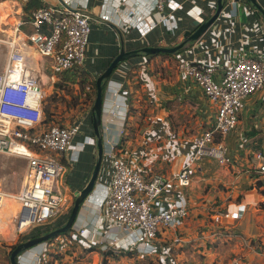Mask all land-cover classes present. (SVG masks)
<instances>
[{
    "label": "crops",
    "instance_id": "0c3cea01",
    "mask_svg": "<svg viewBox=\"0 0 264 264\" xmlns=\"http://www.w3.org/2000/svg\"><path fill=\"white\" fill-rule=\"evenodd\" d=\"M28 1L0 0V4L3 8L7 7V10L8 6L10 8L18 6V14L11 16L10 19H29L37 8L26 10ZM40 1L42 5L81 8L89 15L91 33L83 67L91 79L96 80L122 49L130 53L146 47H174L189 38L185 36L187 31L193 33L203 22L210 19L218 7V0H172L173 6L166 11L172 12L171 21L158 23L154 29L144 34L139 26L122 25L120 15L114 12L116 0H73L68 5L63 0ZM144 1L151 0H143V3ZM253 2L227 0L217 19L197 39L187 43L177 58L141 53L127 57L118 66L112 77L105 82L101 121L105 153L98 177L100 182L109 183L112 177L111 163L105 154L116 141H119L117 156L144 173L176 174L191 161L193 157L191 139L205 127L214 109L196 81L185 78L178 72V64L183 59H190L209 63L217 66L219 70H224L243 57L259 58L264 61V0ZM143 3L138 5L129 0L127 6H123L122 13H128L135 4L143 14L145 8ZM5 10L6 15L8 11ZM103 15H109V20L103 19ZM25 29L30 31L31 27L26 25ZM174 62L177 70L174 68ZM135 65L139 67L138 74L144 82L139 90L137 104L145 107L147 111L143 118L144 123L139 127L140 135L137 136V141L122 142L120 129H124L129 119L134 121V117H130L128 112L131 84L126 77ZM143 94L153 101L152 106L148 107V99H143ZM259 94L262 95L250 109L246 107L247 101H244V111H241L239 125L225 139L233 164L222 166L210 157L193 162L195 173L192 184L185 189H176L177 194L185 195L190 207L189 215L179 226L161 233L157 251H160L163 245V248L170 247L169 253L175 249L180 261L187 260L189 263L204 261L205 264L218 261L220 264H226L227 256L224 261L222 254L226 250H234L241 243L234 245L233 248L222 244L209 248L208 245L209 240L225 228H221L220 223L230 229L229 223H232L230 218L224 217L220 223L215 220L217 215L227 211H238L243 214L236 226H241L239 229L248 235L246 229L253 217L251 214L261 210L258 204L264 200L262 192L264 185L259 186V161L255 156L258 151L264 154V88L259 90ZM83 117L85 120L82 130L74 140L78 146L74 148L73 159H69L71 153L64 157L68 169L67 187L75 196L89 181L96 163L97 145L92 132L93 107ZM191 129H196L197 132L191 134ZM82 143L85 144L84 150L78 154ZM101 190L98 188L95 192L99 198ZM94 198H90L91 203ZM90 202L88 208L82 210L78 222L68 237L66 236V240L67 238L77 240L86 247L108 245L107 242L102 245L88 242L78 232L80 227L87 225L94 231L96 240H107L105 234L108 231L112 232L106 208L103 207L102 213L98 215L95 212L96 207ZM67 220V216H61L49 226H62ZM215 223L217 229H213L211 237L203 241L200 231L213 227ZM171 231L173 232L170 233ZM112 233H118L119 237L123 238L125 232ZM42 248L43 245H39L31 248L32 252L28 255L23 253L21 263L36 264L35 254ZM243 249L260 256L259 251L249 245ZM154 254L155 252L151 253V256ZM86 255H91L95 261L84 263H104L105 258L100 250H93ZM160 258L163 264H175L168 254L160 255ZM74 259L71 261L76 264Z\"/></svg>",
    "mask_w": 264,
    "mask_h": 264
},
{
    "label": "built area",
    "instance_id": "2783aa9c",
    "mask_svg": "<svg viewBox=\"0 0 264 264\" xmlns=\"http://www.w3.org/2000/svg\"><path fill=\"white\" fill-rule=\"evenodd\" d=\"M63 1L66 5L73 2ZM128 1L116 0L114 6L122 25L139 26L146 34L158 23L171 21L172 12L166 11L173 6L172 0L144 3L133 0L138 5L145 4L144 13H140L134 4L123 14V6L126 7ZM14 7L8 6V10L4 7L8 11L6 17L12 15L10 9L18 14ZM102 18L109 20V15ZM26 25L31 27L30 31L25 29ZM6 30L10 32L3 40L7 59L0 70V153L23 157L28 163L25 180L18 192L0 188V245L17 235L24 238L40 229H55L59 226L48 224H53L61 215L69 217L73 201L68 187L60 181L66 170L61 159L68 153H71L69 159H73L74 148L78 146L74 140L80 135L85 117L64 126L44 124L43 101L47 95L34 74L31 52L33 50L46 59L52 71L47 76L55 81L58 74L84 65L91 26L89 15L81 8L44 5L35 9L29 19H15ZM178 72L196 81L214 109L210 125L191 139V161L176 174L144 173L117 156L119 141L114 142L105 154L112 167L110 182L103 183L98 178L81 212L88 208L90 198L95 197L90 202L96 207L95 212L100 215L105 207L112 224L110 230L125 233L122 238L118 233L108 231L105 234L107 240H96L94 231L85 225L78 232L86 241L100 245L107 242L114 249L136 248L142 255H151L159 249V234L179 226L189 215L187 199L185 195L177 194L176 189H185L192 184L193 162L210 157L222 166L233 164L225 139L238 127L245 99L264 88V61L243 57L227 69L219 70L209 63L183 59L178 64ZM124 132L125 129H120V135ZM84 146L82 143L78 154ZM255 156L259 161V180L264 185V154L258 151ZM98 188L102 189L100 198L95 195ZM239 216L238 211H227L217 215L215 220L220 222L224 217ZM10 225H13V231L7 233L5 230ZM28 229L30 231L26 233ZM41 245L42 250L35 254L36 264H50L48 252L53 245L47 242Z\"/></svg>",
    "mask_w": 264,
    "mask_h": 264
},
{
    "label": "rangeland",
    "instance_id": "374dc122",
    "mask_svg": "<svg viewBox=\"0 0 264 264\" xmlns=\"http://www.w3.org/2000/svg\"><path fill=\"white\" fill-rule=\"evenodd\" d=\"M14 8H18V6H15ZM13 11L14 9H10L9 13L12 12V15H10L9 17H6L4 13V8L0 4V70L5 65L6 59H7V47L3 40L6 39L8 33L10 32V31H7L6 28H9L10 25H12V23L15 20V18L10 19L11 16H16V14H14ZM31 53L34 57L33 59H34V64H35L33 66L34 74L37 76V79L43 85L46 91L47 101H52V100L57 101L55 103L56 108H54L53 106V110L55 111V114L53 115L55 116L54 117L55 123L68 124L84 116V114H86V112H88L92 108V104H93L92 98L93 97L90 99H87V95L85 94L86 89L84 88L82 89L79 85L64 86L61 80L62 76L60 80L56 79L55 81L48 78L47 73L48 74L50 72L52 73V71L46 59L42 58L40 55H38L33 50ZM175 65L176 63L174 62V68H176ZM171 67H173V65ZM261 95L262 94H259V91H257L251 94L250 96H248V98H246L247 100H245L247 101L246 107L248 106L250 109L251 105H253L255 101L258 99V97ZM95 99H96V96H95ZM200 130H202V128ZM92 132L94 133V129H92ZM194 132H197L196 129L190 130L191 134H193ZM139 135L140 134H138L137 136ZM135 138L136 139H133L132 141L134 142L135 140L137 141V137ZM27 163H28L27 159L23 157L0 153V188L3 190L9 191V192H18L21 189L23 182L25 180V177H26ZM67 173H68V169L66 168L65 172L60 178L61 184H64L66 186H67V183H66ZM70 195L73 201L72 203L74 204L76 196L73 195L71 191H70ZM262 202H264V200H262ZM262 202L258 204L260 206L259 209L261 210H258L255 214L254 213L251 214V216L253 217L251 218L246 231L248 232L249 236L253 237L255 241L261 242L263 245L262 247H264V204H262ZM242 216L243 214L240 213L239 218H230L232 221V223H229V225H231L230 226L231 229L237 232L242 231L241 229H239L241 226H236L241 220ZM233 221H235V223ZM48 225H51V223ZM220 225L222 226L221 228L225 227V229H229L223 223H220ZM232 226H234V228ZM221 228H219V230ZM213 229H217L216 223L213 227L211 226V227H208L207 229H202L200 231V235L201 234L203 235V238H202L203 241L211 237V232ZM9 230L13 231V225H10L9 228L8 229L6 228L5 231L9 233L8 232ZM29 231L30 229H28L26 233H28ZM172 232L173 231H171L170 233ZM227 232L231 233L230 231H227ZM26 240L27 238L24 239L23 235H17L15 239H13L12 241L11 240H9V242L2 241V244L0 245V252H1L0 264H11V259H10V254H9L11 246L19 242L21 243ZM241 244L238 245L234 250H226V252L222 254V260L224 261L226 260L225 256H227L226 264H264V249L263 250L256 249L259 251V255H260V256H257L258 255L257 253L246 251L245 249H243L247 247L248 243L244 242L243 245ZM169 249L170 247L163 248V245H162L161 250L158 251L157 253L155 252L154 255L150 257L148 256L141 257V254H139L140 256H135V259L134 258L130 259L129 257H126V256H122L121 259H117V257L115 256L116 257L114 258L115 260L112 259L111 262H109L108 264H156L158 257L160 255L163 256L165 254H168L169 257H172V260L176 264V262H179L180 260H178V257L175 252L170 251L169 253ZM80 251L81 250L77 249L78 254L81 253ZM30 252H32L30 251V249L23 251V253L26 255H28ZM87 253L82 254L81 257L75 258L74 259L75 263L84 264V262H87L90 260L95 261V259L91 255L87 256L86 255ZM235 259L239 260V262H236ZM72 264L74 263L72 262ZM190 264H205V263L203 261V262H191Z\"/></svg>",
    "mask_w": 264,
    "mask_h": 264
},
{
    "label": "trees",
    "instance_id": "16d2710c",
    "mask_svg": "<svg viewBox=\"0 0 264 264\" xmlns=\"http://www.w3.org/2000/svg\"><path fill=\"white\" fill-rule=\"evenodd\" d=\"M42 6H44V5H42V2L40 0H29L28 4L26 6V10H29L30 8L31 9L32 8H40ZM141 50L142 49L134 50V51L130 52L128 57H134V56H137L138 54H141L142 53ZM182 50H183V48H181L179 51L174 52V53L173 52L172 53L171 52H160V53H154L153 55H162L164 57L165 56H171V57L177 58V55ZM138 70H139V67L137 65H135L129 71V73L127 74V77H126V79L128 81H130V84H131L128 112H129L130 117L131 116L134 117V121H131L130 119L127 121L126 126L124 127L125 132H124V135L122 138V142L136 139L135 137H137V134L140 131V129H139L140 125L144 123L143 118H144V115L146 114V111H147V109L145 107H142V106L137 104L139 90L141 89V86L144 85L142 77L138 74ZM61 76H62V79H61ZM58 78H59V80L60 79L62 80V84L64 86L79 85L82 89L83 88L86 89L85 94L87 95V99H90L93 97L92 98L93 99L92 107L94 106L95 96L97 95V80L91 79L90 74L88 73V71L85 70V68L83 66L75 67L71 70L64 71V72L58 74ZM105 86H104V89H105ZM51 98H53V97H51ZM143 99H145V100L148 99L147 100L148 107L152 106L153 101H150L148 97H145V95H144ZM56 102H57L56 100L47 101L46 98L43 101L44 124H46V125L57 124V123H55V120H54L55 116H53L55 114V111L53 110V106H54V108H56V105H55ZM139 104H141V103H139ZM210 119H211V117H210ZM59 125L64 126L66 124H60L59 123ZM209 125H210V123L208 121L205 124V127L202 129H206ZM61 160H62L63 164L66 166L67 160L64 157H62ZM262 184H263V182L261 180H259V186H262ZM262 192L264 193V190H262ZM262 204H264V202H262ZM227 231H230L231 233H228ZM45 232H47V231H45V230L42 231L40 229L29 237L38 236V235H41ZM68 235H69V232L61 233V234H59V235H57V236H55V237H53L47 241L48 244L53 245V249L48 252V262L50 264H70L71 263L70 259L81 257L82 254H85L87 252H91L93 250L102 251V254L104 255V258H105L104 264H108L109 262H111L112 259L115 260L114 258H116V257H117V259H121L122 256H126V257H129L130 259L131 258L135 259V256H140L139 255L140 253L138 252V250L136 248L129 249V250L114 249V248L109 247L108 245H104L101 247H96V246L86 247V246L80 244L79 241H77V240H69V238H67L68 240H66V236L68 237ZM160 235H161V233L159 234V236ZM29 237L26 236V237H24V239L29 238ZM60 239H62L63 242H59ZM209 241H210V243L208 245L209 248L210 247L215 248V246H218L219 244H222V246H225L228 248H233L234 245L245 242V243H248L249 247H251V248L262 249V250L264 249V247H262L263 245L261 242L255 241V239H253V237L247 235L243 231L237 232L231 228L230 229H225V228L221 229L220 231H218L217 235L215 237H213V239H210ZM18 244H20V242L11 246V249L9 251L10 255H11L12 251L17 247ZM77 249L81 250L80 251L81 253L78 254ZM184 250L187 251V249H184ZM175 251L176 250L173 249V252H175ZM157 252L158 251H156V253ZM145 256L150 257L151 255H142L141 254V257H145ZM148 259H150V258H148ZM156 264H163L160 256L158 257ZM176 264H190V263L187 260H185V261L176 262ZM212 264H220V263L218 261H215Z\"/></svg>",
    "mask_w": 264,
    "mask_h": 264
},
{
    "label": "water",
    "instance_id": "95a60500",
    "mask_svg": "<svg viewBox=\"0 0 264 264\" xmlns=\"http://www.w3.org/2000/svg\"><path fill=\"white\" fill-rule=\"evenodd\" d=\"M227 0H218V7L214 15L203 22L193 33L187 31L185 36H189L188 39L179 43L174 47H146L141 50L142 53H158V52H177L183 48L187 43L192 40L197 39L220 15L221 11L224 8V5ZM255 0H252V2ZM253 2V3H254ZM129 53L122 49L121 52L112 60L107 69L97 78V95L95 103L93 106V117H94V135L96 138L97 153H96V163L92 172V175L81 191L77 194L74 204L72 206L71 212L69 214L68 220L62 226H59L55 229L47 231L41 235L34 236L26 241L21 242L17 247L12 251L10 255L11 264H21L20 256L23 251L37 247L44 242H47L49 239L61 234L67 233L74 229L75 224L78 222L81 216V208L86 200V198L92 193L96 181L98 180L101 165L104 158V139L102 135L101 121L102 113L104 110V86L105 82L112 77L115 70L118 66L128 57Z\"/></svg>",
    "mask_w": 264,
    "mask_h": 264
}]
</instances>
